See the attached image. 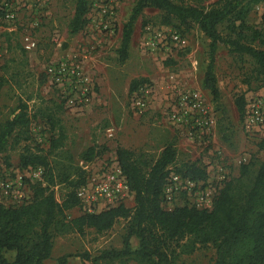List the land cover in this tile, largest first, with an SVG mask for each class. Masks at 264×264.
I'll list each match as a JSON object with an SVG mask.
<instances>
[{
  "label": "rangeland",
  "instance_id": "374dc122",
  "mask_svg": "<svg viewBox=\"0 0 264 264\" xmlns=\"http://www.w3.org/2000/svg\"><path fill=\"white\" fill-rule=\"evenodd\" d=\"M3 1L15 17L6 21L0 13V125L11 118L21 104L27 107L30 122L28 139L15 142L9 137L0 153V182L6 181L12 186L11 195L2 197L0 194L2 205L27 203L32 197V187L37 185L47 186L55 199L61 200L67 189L56 177V171L63 167L69 168L71 173L73 168L79 167L81 155L88 148H92L95 155L87 163L96 169L116 162L117 147L140 155L151 164L165 146L171 145L175 154L169 166L171 171L184 163H194L206 174L204 182L199 181V187L205 184L202 190L210 191L212 196L224 182L238 177L241 165L248 166L245 181L264 159V153L256 148L264 137V122L244 125L246 106L264 97V76L255 74L254 65L246 57L235 56L227 47L218 45L213 64L218 99L213 101L201 84L208 40L196 26L185 30L176 22L163 25L160 12L145 8L134 22L126 58L119 62L117 48L121 27L135 0H115L117 20L106 33L91 29L86 23L76 34L69 33L68 29L74 0H46L44 3L26 0L17 10L11 6V0ZM216 1L207 0L201 5L207 9L215 6ZM173 2L193 4L192 0ZM90 3L88 0L89 6ZM87 16L86 13L85 19ZM246 22L264 30V13L259 4L253 7ZM218 31L225 34L224 24ZM170 33L179 35L184 40L183 46L168 43L165 50L160 46L144 47V41L155 34L168 39ZM25 38L34 43L30 50L23 48ZM60 61L76 62L81 68L86 82L79 90L57 87L48 81L46 67ZM139 79L143 82L129 92V83ZM140 88L145 90L146 110L142 113L133 106ZM182 89L197 92L210 108L214 123L204 140L193 138L188 135L186 126L170 120L175 94ZM240 98L242 111L235 107V101ZM45 113L58 120L65 134L63 145L48 156L53 167L52 179L41 167H35L39 171L31 173L18 167V157L24 148L47 151L51 133L41 117ZM108 130L110 136L106 133ZM132 197L131 193L124 207L133 206ZM183 205L193 206L194 199L179 196L176 206ZM80 214L78 207L66 212L68 219ZM125 227L126 220L118 219L103 233L85 228L82 235L55 234L50 256L43 264H55V259L62 255H68L70 260L78 259L81 264V255L87 254L91 259L103 251L121 250ZM129 245L135 250L136 239L130 238ZM3 256L10 261L14 252L5 251ZM214 257L210 245L198 246L190 254H180L174 264H210ZM97 264L136 263L123 258L100 260Z\"/></svg>",
  "mask_w": 264,
  "mask_h": 264
},
{
  "label": "trees",
  "instance_id": "16d2710c",
  "mask_svg": "<svg viewBox=\"0 0 264 264\" xmlns=\"http://www.w3.org/2000/svg\"><path fill=\"white\" fill-rule=\"evenodd\" d=\"M192 1V5H183L173 0H135L121 27L117 48L119 62L126 58L134 22L143 9L151 8L161 13L163 25L176 22L185 30L193 25L208 40L201 84L213 101L218 99L213 72L218 45L227 47L235 56L246 57L254 65L255 74L264 76V30L246 22L253 7L264 0H217L215 6L207 9L201 5L207 0ZM88 8V0H74L69 33L76 34L83 28ZM222 24L225 34L218 31ZM141 82V79L132 80L129 92L136 90ZM235 107L243 110L241 98L235 101ZM41 117L51 133L48 149L42 153L41 149L24 148L18 157V167H41L52 179L53 167H50L48 156L63 145L65 134L53 115L45 113ZM29 122L27 107L19 105L16 113L0 125V153L9 137L15 142L28 139ZM256 148L264 153V137L257 142ZM94 155L93 149L88 148L81 160L89 162ZM174 155L172 146L167 145L158 158L148 164L140 155L120 147L115 149L116 164L133 196L131 208L124 207L123 203L99 213H82L68 219L66 212L78 207L74 189L82 181L83 171L79 167L73 168L71 173L69 168L63 167L56 171V177L67 189L59 202L47 186L37 185L32 187V197L27 203L9 207L0 203V264H43L50 256L55 234L82 235L85 228L103 233L118 219L126 220L122 249L103 251L91 259L87 254L81 255V264L123 258L136 264H174L180 254H190L198 246L206 245L214 249L215 257L210 264H264V159L245 181L248 166L241 165L238 177L224 182L216 191L209 209L183 205L165 211L161 205V187ZM173 172L194 181L204 182L206 177L203 169L194 163H184ZM132 237L137 241L135 250L129 245ZM5 251L14 252L12 260L4 258ZM68 257H57L55 264H67Z\"/></svg>",
  "mask_w": 264,
  "mask_h": 264
},
{
  "label": "built area",
  "instance_id": "2783aa9c",
  "mask_svg": "<svg viewBox=\"0 0 264 264\" xmlns=\"http://www.w3.org/2000/svg\"><path fill=\"white\" fill-rule=\"evenodd\" d=\"M46 0H42L44 3ZM14 10L20 9L26 0H11ZM90 6L87 11L86 23L90 28L106 33L115 24L117 20L115 0H90ZM261 11L264 13V1L259 3ZM0 13L6 21H12L15 15L11 9H7V5L0 0ZM159 34H155L153 38L144 42V47L154 49L158 46L164 50L168 47V43H174L176 46H183L184 40L175 33H170L168 39H159ZM163 41V44H161ZM34 43L28 38L24 39V50L33 48ZM45 75L51 84L57 87L71 88L79 90L85 82L81 68L76 62H57L49 65L45 69ZM145 90L138 89L135 95L133 106L137 112L142 113L146 110ZM138 95V96H137ZM173 108L171 109L170 120L180 126H186L188 135L193 138L204 140L210 135L213 126V115L209 106L201 96L193 91L182 89L177 91L173 100ZM264 122V97L263 99H254L246 106L244 112V125L249 127L253 124H262ZM110 136V130L106 131ZM79 168L83 171L81 183L74 189V195L78 200V208L84 214L99 213L109 207L123 204L129 197V191L126 179L121 174L115 161L110 164L106 163L96 169L92 168L87 162L80 161ZM39 168H27L31 171ZM168 174L164 179L161 187V205L165 211H171L176 206V200L179 196H187L194 199L193 207L197 209H209L214 196L210 191L202 190L199 187V181L190 178L181 177L179 174L167 168ZM35 176V175H33ZM205 185V184H204ZM203 186V184H202ZM11 183L6 181L0 182V194L7 197L12 193ZM12 197L20 198L19 195ZM56 202H59L55 199Z\"/></svg>",
  "mask_w": 264,
  "mask_h": 264
},
{
  "label": "crops",
  "instance_id": "0c3cea01",
  "mask_svg": "<svg viewBox=\"0 0 264 264\" xmlns=\"http://www.w3.org/2000/svg\"><path fill=\"white\" fill-rule=\"evenodd\" d=\"M67 264H80L79 260L78 259H67Z\"/></svg>",
  "mask_w": 264,
  "mask_h": 264
}]
</instances>
